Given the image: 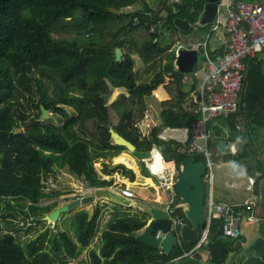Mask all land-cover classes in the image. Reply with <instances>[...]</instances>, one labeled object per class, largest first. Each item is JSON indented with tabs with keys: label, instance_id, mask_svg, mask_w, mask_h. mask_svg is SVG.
I'll return each instance as SVG.
<instances>
[{
	"label": "trees",
	"instance_id": "1",
	"mask_svg": "<svg viewBox=\"0 0 264 264\" xmlns=\"http://www.w3.org/2000/svg\"><path fill=\"white\" fill-rule=\"evenodd\" d=\"M204 2L0 0V205L5 202L7 214L13 210L10 200L29 202L34 216L39 215V210L48 211V206L35 205L40 197L47 195L41 190L40 173L44 178L55 176L59 167L91 187L112 184L113 179L103 178L102 174L118 172L133 179L132 169L123 162L105 161L125 148L112 143L109 127L140 151L159 148L165 160L174 162L176 177L180 174L179 161L191 155L190 132L184 144L160 140L157 134L166 126L189 128L191 121L198 117L197 112L175 108L187 93L183 88L184 75L174 66L173 45L179 40L176 33L180 29L174 26L173 20L179 17L195 25ZM127 5L138 7L119 14L108 10ZM163 21L169 26L170 44L160 42L159 32L154 29ZM210 24L202 27L208 28ZM66 30L72 31L71 36L54 35ZM182 32L188 34L189 30ZM116 46L123 52L120 61L114 59ZM224 51L223 47L216 50L207 47L211 59ZM134 54L152 67L157 66L149 81L136 80ZM165 76L170 78L165 84L170 98L160 101L159 124L152 126L148 135L141 136L133 123L142 119L148 108L146 98L157 84L164 82ZM244 83L238 111L227 117H216L215 125L209 121L208 130L215 128L216 135L220 131L226 134L227 142H240L237 152H228L225 158L238 163L246 161L247 166L255 164L260 172L254 181L257 192L259 181L264 178V161L260 157L264 148V54L258 53L249 59ZM117 87L128 95L119 92L109 104L112 89ZM39 104L45 108L53 106L65 122L59 126L45 125L38 131L37 115L32 112L39 110ZM62 104L70 106L71 111L66 109L65 113ZM112 109L118 114L115 123L111 120ZM21 126L25 129L17 130ZM35 144L41 149L36 150ZM193 155L196 161L205 160L202 154ZM99 158L103 159L100 172L94 166ZM164 164L167 167L169 163ZM174 184L175 180L173 187ZM179 201L176 194L171 206ZM243 208L249 212L246 206ZM100 209L95 206L91 213L80 210L75 214L74 239L67 231L59 230L49 234L44 231L21 242L11 232L14 226L9 220L5 222L10 229L5 232L0 222V264H69V259L76 257L96 235ZM169 214L186 222L182 207L173 208ZM137 217L120 216L116 212L106 222L100 232L98 250H90L91 264H162L194 244L182 243L183 249L175 246L164 257L159 248L137 237V231L147 219ZM221 232L222 219L212 218L208 239L201 245L209 255L206 264H223L231 251L237 253L241 249L240 244L222 237Z\"/></svg>",
	"mask_w": 264,
	"mask_h": 264
},
{
	"label": "built area",
	"instance_id": "2",
	"mask_svg": "<svg viewBox=\"0 0 264 264\" xmlns=\"http://www.w3.org/2000/svg\"><path fill=\"white\" fill-rule=\"evenodd\" d=\"M221 6L224 5L226 9L225 31L227 40L225 43V51L222 55L211 59L208 56L206 47V40L192 42L189 48H194L198 44L204 47L203 57L204 68L202 65L199 69H203L200 81L197 82L193 78L192 85H196L194 91V100L197 105L198 117L191 121L189 128L178 127H162L157 134L160 140H168L175 138L176 132L183 131L185 139L188 133L191 134V141L188 151L190 154L201 153L205 157L206 169L202 175L203 181H208L209 191L204 198V226L199 230L196 242L187 250L183 249L182 243L178 240V245L183 249V253L176 258L185 257L197 251L201 243L208 234V229L212 218L222 219L221 236L233 240L240 235L241 220H252V211L247 213L244 208L235 209L232 205L220 202L215 203L210 194L211 178H212V161L211 154L207 147V141L210 138L208 130V122L218 116L227 117L238 111L241 97L244 91V82L248 69L249 59L256 54H264V2L258 0H220ZM151 31H153L151 29ZM196 74V71L193 72ZM149 112L144 111L141 120L133 123V126L139 130L141 136L148 135L153 125L147 122ZM146 121V122H145ZM141 122V123H139ZM145 123L144 130L141 129V124ZM239 127V126H237ZM198 141H203L202 144ZM237 142L232 141L228 145V151L231 154L237 152ZM149 156L145 161L147 170L153 175L160 178L159 186L169 189H174L173 183L176 179L174 169L167 167H160L155 164V156L158 154L159 159L163 161L161 152L153 147L149 151ZM251 184L254 179L250 178ZM174 191V190H173ZM119 192L128 198H134L135 193L128 187H122ZM249 208L248 203L242 204ZM170 215V214H169ZM171 224L168 229L169 233H178L180 225L183 223L181 218L172 217ZM155 237L162 239L165 233L161 230L154 232Z\"/></svg>",
	"mask_w": 264,
	"mask_h": 264
},
{
	"label": "water",
	"instance_id": "3",
	"mask_svg": "<svg viewBox=\"0 0 264 264\" xmlns=\"http://www.w3.org/2000/svg\"><path fill=\"white\" fill-rule=\"evenodd\" d=\"M220 2V0H205L202 11L200 12L198 21L195 25H191L187 19L179 17L174 18L173 24L182 31H188L191 27H195L196 25L205 26L206 24L213 23L216 20L218 9L221 6ZM136 7L138 6L127 5L120 8L109 7L108 10L115 14H119L121 12H129ZM154 29L159 32L160 37L158 40L160 42L165 41L166 44H170L171 34L167 32L169 26L165 21L156 24ZM174 46V66L180 73L191 74L195 69L201 67L199 56L204 52L202 44H198L194 48H189L177 41L173 47ZM122 54L123 52L121 48L116 46L114 48L115 61H120L122 59ZM187 86L189 85L187 84ZM39 107L41 111L40 117L44 118L48 110L43 105H40ZM108 132L112 143L124 146L140 160L148 158L149 152L138 150L135 145L120 135L113 127H109ZM179 166L180 174L177 175L175 179L174 192L179 195L183 216L186 222L180 225L177 234L169 233L168 229L171 224L169 213L156 208H148L146 210L151 214V222L142 234L137 235V237L143 242L159 248L164 257L170 254L174 247L178 245V240L183 243H193L198 236L199 230L204 226L205 186L202 175L206 169V165L202 160L196 161L193 155H187L179 161ZM258 189L259 202L264 203V180L259 182ZM88 191L89 193L72 199L66 204L53 209L48 214L43 215L42 219L50 224L57 219L60 212L100 198L125 206L132 205L131 198L123 196L118 190L108 186H88ZM156 230H161L165 233V236L162 239H160V237H155L154 232ZM236 256V259L230 264H264V237H254L252 241L241 248ZM201 259V253L199 251H194L192 254L185 257L168 259L162 264H202Z\"/></svg>",
	"mask_w": 264,
	"mask_h": 264
},
{
	"label": "crops",
	"instance_id": "4",
	"mask_svg": "<svg viewBox=\"0 0 264 264\" xmlns=\"http://www.w3.org/2000/svg\"><path fill=\"white\" fill-rule=\"evenodd\" d=\"M258 1L264 2V0H258ZM220 7H219V9H220ZM219 9L217 12L216 20L213 22V26L211 27L210 30L209 29H208V31L207 30H200L198 28H195L196 27L195 26V27H191V29H189L188 34H185V35L181 34L180 37L181 38L186 37L185 39L190 40L189 44H191L192 42L206 40L205 50H207L208 46L212 50L219 49L220 47H223L225 49V43L227 40V34H226V31L224 28L225 27L224 24H225V20H226V9H225V13L223 14L222 17L219 16ZM218 20H220L219 25L217 23ZM220 26L221 27L223 26L221 32L219 31ZM202 34H205V37L207 36V38L206 39L204 38L202 40L201 39L196 40V38L201 37ZM185 46L189 47V45H185ZM135 56H133V57H135ZM196 70L197 69H195L194 71H196ZM166 78L168 79V81L160 83V85L157 87V90L154 94H152V92H151V95L156 97L159 102L163 101V100H168L170 98V94L168 93V91L165 87V84H167L169 82L170 78L168 76H166ZM192 80L193 79H190V81H187L186 79L183 78V87H184L185 92L188 95L189 94L193 95L192 96V103L195 104V107L188 110L186 107L183 106L184 105L183 104L184 100H183L175 108L182 110V111H186V112L196 113L197 112V105H196V102L194 100L195 87H193L195 85H192V82H191ZM187 84L189 86H187ZM150 105H151V103L149 104V107H150ZM149 107L147 108V110L149 112V118L147 119L148 120L147 122L153 123L154 120H152V117H151L152 112L150 111L151 109ZM156 120L158 123H156L155 125L159 124V121H160L159 118H157ZM211 121H212L213 125L218 123V121L215 118H213ZM144 125H145V123L143 122L141 124L142 130H144ZM178 128H184V127H178ZM209 135H210V138L207 142H208V144H210L208 150L210 151V154H211V161L215 160L216 162H218L217 173L215 175V183L212 182V178H211L210 194H211L213 201L215 203L224 202V203L230 204L235 209H241V208H243V206L241 207L242 204L248 203L249 212L252 211L253 219L252 220H241V222H240V235L238 236V238L233 239L234 244L238 243L241 245V248H242L243 246L248 244L250 241H252V239L254 237H256V236L264 237V203L259 202V189L257 190V192H255V185H254V181L256 179V176L259 175L260 172L254 163H251V165L247 166L246 161L238 163V162H235L233 160H226L225 157L229 152L228 151V145L230 144V141H228L229 143L227 142L226 134L221 133V131H220V134L216 135L215 128L214 129L210 128L209 129ZM187 138H188V136H187ZM169 140L180 142V143L184 144L187 139H185V133L183 131H179V132H176L175 138H170V139L164 140V141H169ZM233 141L237 142V145H238L237 150H238L240 148V146H239L240 142L238 140H233ZM157 149L161 152V150L159 148H157ZM122 154H124V153H122ZM198 154H201V153H198ZM161 155H162V152H161ZM191 155H193V154H191ZM260 155H261L260 157L262 158L261 153H260ZM132 157L134 158L133 155H132ZM162 157H163V155H162ZM133 158H130V161L131 162L134 161L135 167L129 165L127 163V162H130L129 159H126L124 156H120L119 158H117V162H123L128 168L132 169V171L134 173L133 179H130V177L121 176L118 172H115L111 175H103L102 174V177L106 178V179H110V178L113 179L112 184L110 185V187L113 189H116L119 191V189L122 187H128L134 191L135 197L131 198L132 199L131 211H134L135 208H137L141 213V215L138 217H146L147 218L146 224L144 225V227L137 231V235H140L145 231V229L147 228L148 224L151 222V219H152L151 214L146 209L156 208V209L166 211L169 213L173 208L181 207L182 204H181V201H179L177 204H175L174 207L171 206L174 198L176 197V193H174V191H173L172 196H171L172 200H169L168 203L163 204L164 198L162 197V195L159 192V190H160L159 184H157L151 176H150L151 177L150 178L149 175L144 173L143 167L146 171H148L145 164L143 165L141 163V161H139V160H137L139 162V164H137L136 160H135L136 158H134V159ZM105 161H107V160L105 159ZM117 162H115V163H117ZM163 162L169 163L167 166L168 169H170V170L174 169L175 166H174V162L172 160H165L163 158ZM115 163H110V164H115ZM211 167H212V165H211ZM226 167H228V168H226ZM243 174H247V176H248L249 183L246 185L245 190L251 191V199H245V198L243 199L241 197L240 189L246 184V180L243 179L242 177H240V175H243ZM107 176H109V177H107ZM250 178L254 179L252 184H251ZM121 179H123V180H121ZM124 179H126V183H125ZM148 179H149V182H147ZM261 180H264V178ZM161 205H164V206H161ZM249 212H247V213H249ZM177 218H179V217H177ZM216 218H218V217H216ZM244 223H245V225H244ZM206 239H208V236H206V238L201 243V245L206 241ZM195 242H196V240L193 243H195ZM181 243H183V242H181ZM188 244H190V243H188ZM201 245L197 251H199L202 255V259H201L202 264H206L208 261L209 255L205 249L201 248ZM176 246H179V245H176ZM160 252H161V250H160ZM239 252L240 251L235 253L234 251H231L228 254V257L223 264H230L231 262H233L237 257L236 255H238ZM229 256H231V257H229Z\"/></svg>",
	"mask_w": 264,
	"mask_h": 264
},
{
	"label": "rangeland",
	"instance_id": "5",
	"mask_svg": "<svg viewBox=\"0 0 264 264\" xmlns=\"http://www.w3.org/2000/svg\"><path fill=\"white\" fill-rule=\"evenodd\" d=\"M150 1V0H147ZM174 0H167V2H172ZM225 13V6L222 5L219 9V16H223V14ZM219 19V18H218ZM218 25L220 23V20H218ZM213 26V23L210 24V27H202L200 28L201 30H210L211 27ZM223 26L219 28V31H222ZM225 28V27H224ZM179 32L176 33V39L179 38L180 44L183 45H189L190 40L185 39L186 37L181 38L180 35L183 34L182 31L178 30ZM180 33V35H179ZM72 31L70 30H66L63 32H59L57 34H54L56 37H69L71 36ZM185 35V34H184ZM206 39L207 36L205 37V34H202L201 37H197L196 40L198 39ZM135 56V54L133 55ZM199 60L201 62L202 68H204V57L201 54L199 56ZM157 66L152 67L149 63L143 62L141 60V58L139 56H135L134 57V70L136 72V80L138 82H145V81H149L151 79V77L154 75V73L156 72ZM203 69H197L196 70V74H183L184 75V79H186L187 81H190V79L196 78L197 82L200 81L201 78V74H202ZM168 81V79L164 78V82ZM160 84H157L156 87L152 90V94H154L157 90V87ZM197 84L194 86L196 87ZM125 92L124 89L122 88H113L112 92L108 98V103L110 104L111 101H113L115 98H117V94L119 92ZM125 94L128 95V93L125 92ZM192 96L193 95H188L186 96V98L183 101V106L186 107L188 110L192 109L195 107V104L192 103ZM146 104L149 107L150 105V111L152 112V120L153 123H151V125L158 123L157 122V118H159V110H160V102L158 101V99L156 97H154L153 95L149 96L146 98ZM68 111H71L70 106H66L65 107ZM32 113H36V110H33ZM118 119V114L116 111H114L113 109L111 110V120L112 123H115L116 120ZM55 124H61V119L60 118H53V121ZM155 122V123H154ZM141 123V122H139ZM25 127L21 126L19 127L17 130H24ZM198 143L202 144L203 141H198ZM258 143V141L256 142V144ZM124 153V154H122ZM260 153L262 154V160L264 161V148L261 149ZM132 155L134 156V158H136V163L139 164V161H141V163L144 165L145 160H140L139 158H137L133 153L129 152L126 148H124L123 150H121L116 156H113L111 158L106 159L107 161H109L110 163H115L117 162V158H119L120 156H124L126 159L133 158ZM133 158V159H134ZM103 159L99 158L94 162V166L97 169L98 172H100L101 170V162ZM128 161V160H127ZM129 165L134 166L135 167V163L133 162H127ZM217 164L218 162H216L215 160H212V182L215 183V175L217 173ZM228 168V167H226ZM143 171L145 174L149 175V177L151 176L154 181L158 184V182L160 181V178L157 175H153L152 173H150L149 171H146L143 167ZM109 177V176H107ZM150 177V178H151ZM240 177H242L243 179L246 180V184L240 189V193H241V197L244 199H251V191L245 190L246 185L249 183L248 181V176L247 174H243L240 175ZM121 178V177H120ZM123 180V179H121ZM125 183H126V179H124ZM123 181V182H124ZM42 187L41 190L43 192H45L47 195L44 196V198L41 199V204H45L46 206H48V211H40L39 210V215H33L34 211H32L30 209V204L27 201H16V200H10V203L12 204L13 210H10V214H7V208L5 207V202H3L0 205V222L2 225V231L5 232L7 230H9L10 228L7 227L6 225V220H9L12 225L14 226V228L11 229V232L15 235V237L21 241L24 242L27 239L30 238H35L39 233L47 231V233H51L52 230L54 229H59V230H65L68 232V234L74 239L73 237V218L75 217V214L80 211V210H87L88 213H91L93 211V208L95 206H100V210H101V215L99 216V225H98V231L96 233V235L94 236L93 240L90 242V244L87 247H84L83 249H81V251L79 252V254L74 257L69 259V264H91V256H90V250L91 249H96L98 250V244L100 243L99 237H100V232L102 231V229L105 228L106 226V222L108 220H110L111 218L114 217L115 213L118 212L120 214V216H133V217H137L140 216L141 213L140 211L135 208L134 211H131V206H125V205H121L119 203L113 202V201H108L104 198H100L98 200H94L92 202L89 203H85L82 205H79L77 207H73L71 209L62 211L59 213L57 219L55 220V225H53V222L48 224L45 222V220L42 219V216L45 214H48L51 210H53L54 208H57L61 205H64L65 203H67L68 201L78 198L80 196H83L84 194L89 193L88 191V185L86 182L78 179L74 174L70 173L69 171H67V169L65 168H61L55 175V177H48L47 179H42ZM146 182V181H145ZM147 182H149V179L147 180ZM204 186H205V194L207 195L208 191H209V185H208V181H203ZM114 186V185H113ZM116 186V185H115ZM110 187V186H108ZM111 188V187H110ZM160 190V194L162 195V197L164 198V203L166 204L168 203L169 200H172V187H170L169 189H165L164 187H159ZM145 192V191H144ZM175 193V192H174ZM66 194V195H64ZM66 199H63L65 198ZM34 204V203H33ZM36 205V204H35ZM157 205V204H156ZM164 206V205H161ZM37 210H35L36 212ZM27 213L26 216L23 215V213ZM5 214V215H4ZM118 216V215H117ZM138 218V217H137ZM36 220H39L38 222ZM247 224V223H246ZM245 225V223H244ZM240 226V224H239ZM29 227H31L30 229H28ZM231 257V256H229Z\"/></svg>",
	"mask_w": 264,
	"mask_h": 264
},
{
	"label": "flooded vegetation",
	"instance_id": "6",
	"mask_svg": "<svg viewBox=\"0 0 264 264\" xmlns=\"http://www.w3.org/2000/svg\"><path fill=\"white\" fill-rule=\"evenodd\" d=\"M196 28H197V26H196ZM199 28V27H198ZM200 29V28H199ZM201 30V29H200ZM182 31V30H181ZM208 31V30H207ZM206 31V32H207ZM183 33V32H182ZM179 35H180V33H179ZM38 96H39V93H38V91H36V98H38ZM48 102V101H47ZM40 105H42V104H39V106ZM57 105H60L59 103H57ZM61 106H63V109L65 110V113H66V104H62ZM47 110H48V112H47V114H46V116L44 117V118H41L40 117V114H41V111H40V107H39V110H36V120L38 121V123H37V127H38V131H42L43 130V128H44V126L45 125H49V124H53V125H61L62 123H64L65 122V119H64V116H62L58 111H56L55 110V108L53 107V106H49L48 108H46ZM53 118H60L61 119V124H55L54 122H52L53 121ZM35 149L36 150H40L41 148H40V146L39 145H37V144H35ZM43 152L44 153H49L50 151H47V150H43ZM62 167H59V169H58V171L61 169ZM57 171V172H58ZM56 172V173H57ZM40 175H41V181H42V179H47L48 177H55V176H53V175H49V176H47L46 178H44V174L41 172L40 173ZM56 175V174H55ZM64 195H66V194H64ZM42 198H44V196L43 197H40L36 202H35V204H36V206H41V207H44V206H46L45 204H41V199ZM63 199H66V197L65 198H63ZM66 204V203H65ZM55 209V208H54ZM52 211V210H51ZM53 225H55V221L53 222ZM59 231V229L57 230V229H54V230H52V232H58ZM60 231H62V232H65L66 233V231L65 230H60Z\"/></svg>",
	"mask_w": 264,
	"mask_h": 264
},
{
	"label": "bare ground",
	"instance_id": "7",
	"mask_svg": "<svg viewBox=\"0 0 264 264\" xmlns=\"http://www.w3.org/2000/svg\"><path fill=\"white\" fill-rule=\"evenodd\" d=\"M155 160H156V161H155V164L153 165V168H154L155 166H158V165H159L160 167H162V168H163V167H166L165 164H164V162H163L162 160L159 159V155H158V154L155 156Z\"/></svg>",
	"mask_w": 264,
	"mask_h": 264
}]
</instances>
